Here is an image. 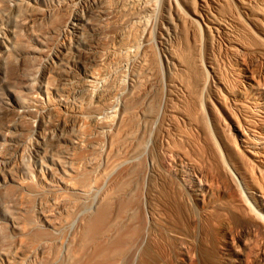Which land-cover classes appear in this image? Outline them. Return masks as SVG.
<instances>
[{"label": "rangeland", "instance_id": "obj_1", "mask_svg": "<svg viewBox=\"0 0 264 264\" xmlns=\"http://www.w3.org/2000/svg\"><path fill=\"white\" fill-rule=\"evenodd\" d=\"M0 28V264L19 238L38 233L63 254L107 189L122 190L134 211L130 224L145 221L149 177L179 179L164 153L196 138L191 124L201 128L213 114L233 142V126L246 114L264 116L263 103L249 95L232 104L222 86L248 93L250 74L264 88V45L256 39L264 0H0ZM195 76L209 79L201 92ZM218 183L229 192L231 183L239 187L231 171ZM190 200L182 201L189 218ZM193 206L200 227L183 235L199 231L203 259L234 264L243 240L248 255L264 251V225L248 228L221 192ZM46 213L56 225L45 222ZM16 218L31 231L20 235ZM24 256L29 264L33 256Z\"/></svg>", "mask_w": 264, "mask_h": 264}, {"label": "bare ground", "instance_id": "obj_2", "mask_svg": "<svg viewBox=\"0 0 264 264\" xmlns=\"http://www.w3.org/2000/svg\"><path fill=\"white\" fill-rule=\"evenodd\" d=\"M257 31L260 34L256 39L264 45V30ZM0 34H3L1 28ZM0 45L2 46L1 36ZM246 46L245 43L236 45L238 50H247ZM2 48L1 54L4 55L6 51L4 47ZM21 59L24 58L21 57ZM192 74L196 75L194 71ZM212 77L215 80L214 74ZM246 77L250 78L248 85L252 88V91L248 93L242 89H240L242 91L237 89L238 93L229 92L227 87L222 85L223 89L230 94L231 103L236 104V100L245 99L250 95L251 103H263L264 107L263 86L261 87L250 74ZM196 78L195 83L201 92L209 85V79L207 76ZM47 88L45 85V92ZM196 98L200 101L199 97ZM67 111L73 113L71 110ZM212 115L206 118L205 127L201 123L202 129L196 123L191 124L195 129V139L194 136L193 140L191 137L188 139L187 136L185 138L180 136L182 144L177 148L166 149L164 154L171 156V162L175 167L174 173L179 179L171 181L169 177H166L167 180L161 181L159 174L152 173L148 180V192L145 193L144 198L145 221L140 218L141 220H136L137 223L130 224L129 222L133 219L130 209L133 211V208H129L128 204L120 199L122 190L107 189L95 213L83 218L85 220L84 229L81 226L83 231L72 237L63 254H58L57 245L51 251V238L38 233L39 236L30 237V240L26 242L19 238L8 247L4 251L5 264H23L26 253L34 258H31L29 264H213L210 258L203 259L201 251H198L199 231H193V235L184 237V229L190 226L200 227L201 219L195 217L197 209L193 204L210 202L213 195L219 192L226 196L230 212L236 218L243 220L248 228L256 224L264 225V116L254 112L246 114L237 129L233 126L236 141L232 142L230 140L234 136L226 138V135L223 136L218 132L221 129L219 127L217 130V126L213 124L216 118L213 122L211 121ZM188 118L191 117L188 115L186 119ZM187 124H190L189 120ZM185 171L190 173L186 179L182 176ZM230 171L238 178L239 187L231 183L236 187L234 192L227 191L218 183L219 176L229 175ZM8 177L13 179L12 175ZM41 179H44L43 176ZM66 182L65 185L68 188H74L69 175ZM115 182L117 184L119 179ZM16 183L20 182L16 181ZM116 187H119L118 184ZM187 196L191 197V207L195 211L194 217L190 218V212L185 215L182 202ZM165 211L172 217L167 216L169 213L165 215ZM44 217L47 224H57L54 223L55 219L51 213H46ZM12 223L20 235L31 231L27 226V220L21 221L16 218L12 220ZM38 238H40L39 241H43L41 245L45 243L47 248H38ZM176 243L179 245L175 250ZM247 249H249L248 242L243 240L240 247L234 251L232 257L234 264H264V251L257 250L254 254L248 255Z\"/></svg>", "mask_w": 264, "mask_h": 264}]
</instances>
